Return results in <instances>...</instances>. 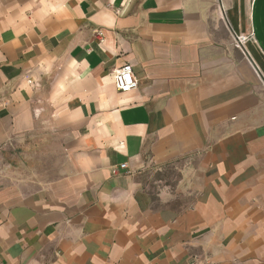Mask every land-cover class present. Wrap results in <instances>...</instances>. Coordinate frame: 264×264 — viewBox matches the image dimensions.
<instances>
[{"label": "crops", "instance_id": "crops-1", "mask_svg": "<svg viewBox=\"0 0 264 264\" xmlns=\"http://www.w3.org/2000/svg\"><path fill=\"white\" fill-rule=\"evenodd\" d=\"M191 263L264 264V0H0V264Z\"/></svg>", "mask_w": 264, "mask_h": 264}, {"label": "rangeland", "instance_id": "rangeland-1", "mask_svg": "<svg viewBox=\"0 0 264 264\" xmlns=\"http://www.w3.org/2000/svg\"><path fill=\"white\" fill-rule=\"evenodd\" d=\"M241 6H243V4H245L243 1L242 3H240ZM231 8H234L235 6L233 5V3H231ZM245 6V5H244ZM220 8L222 10V17L223 19L227 22V24H229L228 18H227V13H228V6L222 7L220 4ZM233 38L240 40L238 38V36L233 33L232 34ZM178 165L176 163L174 164H169V165H165V166H155V165H150L147 169V171L145 172L143 179L147 185V188L150 190V192L153 193V195H155V193L158 191V189L160 187H162V185L164 183H167L169 185H175L176 182L178 181V179L180 178V171L178 170Z\"/></svg>", "mask_w": 264, "mask_h": 264}, {"label": "built area", "instance_id": "built-area-1", "mask_svg": "<svg viewBox=\"0 0 264 264\" xmlns=\"http://www.w3.org/2000/svg\"><path fill=\"white\" fill-rule=\"evenodd\" d=\"M111 73L113 83L119 92H128L137 87V78L135 77L130 64L115 68ZM121 167H125V164H122Z\"/></svg>", "mask_w": 264, "mask_h": 264}]
</instances>
